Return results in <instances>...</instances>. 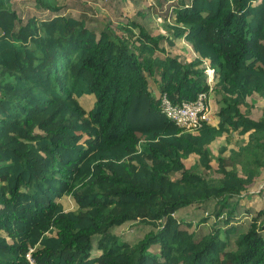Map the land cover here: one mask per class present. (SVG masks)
I'll use <instances>...</instances> for the list:
<instances>
[{
    "label": "trees",
    "instance_id": "trees-1",
    "mask_svg": "<svg viewBox=\"0 0 264 264\" xmlns=\"http://www.w3.org/2000/svg\"><path fill=\"white\" fill-rule=\"evenodd\" d=\"M138 1L0 0V264H264V0ZM208 67L217 122L184 131L159 95Z\"/></svg>",
    "mask_w": 264,
    "mask_h": 264
},
{
    "label": "built area",
    "instance_id": "built-area-1",
    "mask_svg": "<svg viewBox=\"0 0 264 264\" xmlns=\"http://www.w3.org/2000/svg\"><path fill=\"white\" fill-rule=\"evenodd\" d=\"M207 73L208 90L198 93L192 101L174 104L166 94L159 95L161 112L184 131H196L203 124L214 125L217 122L215 109H213L211 103L214 94V72L211 68H208ZM247 191L250 192L251 189ZM32 251L33 249H29L25 255L26 259L28 264H37L32 257Z\"/></svg>",
    "mask_w": 264,
    "mask_h": 264
},
{
    "label": "rangeland",
    "instance_id": "rangeland-1",
    "mask_svg": "<svg viewBox=\"0 0 264 264\" xmlns=\"http://www.w3.org/2000/svg\"><path fill=\"white\" fill-rule=\"evenodd\" d=\"M138 2L141 5L143 4V0H139ZM147 2H149L150 4L157 3L156 0H147ZM89 10H90V7H85V11L82 12L88 18H94V17H96L97 14H105L104 10H102L96 6L93 8V10L95 11V14H93ZM134 10H135L134 3L130 2V1L128 2V4L124 8H122V11L127 15H132L134 13ZM153 19H156V15L153 16ZM99 23L101 25H103L104 21L100 20ZM160 26H161L160 28H162V30L166 29L167 32H169L168 29L164 25H160ZM157 32H158V29L155 28L154 34H156ZM178 46L182 47L183 43L181 41L178 42ZM254 47L259 48L260 50H262L264 48L263 45L257 44L256 42H254ZM149 83H150L151 88H155V85L151 79H149ZM79 102L86 110H88L89 108H91V106L94 102V95H84V96L79 98ZM211 103H212V98H211ZM212 107H213V105H212ZM260 107L264 109V100H262L260 102ZM237 142H238V138L235 136H231L229 138L221 137V138L217 139L215 142H213L210 145V148H211L212 153L216 154L217 148L220 145H225V146H227V148H235L237 145ZM224 154L227 155V152H225ZM194 161H195L194 157H189L188 159L185 160V163L187 165H190V164L194 163ZM249 189H251L250 192L247 191V192L242 194V199H241L242 204H247V203L248 204H254L256 206V208H260L264 204V168L261 169L260 176L258 178H256L255 183ZM61 202H62V204L66 210H75L76 209V205H75L72 197H70V196H64L61 199ZM208 229H209L208 225L206 227H204L205 231H207Z\"/></svg>",
    "mask_w": 264,
    "mask_h": 264
},
{
    "label": "clouds",
    "instance_id": "clouds-1",
    "mask_svg": "<svg viewBox=\"0 0 264 264\" xmlns=\"http://www.w3.org/2000/svg\"><path fill=\"white\" fill-rule=\"evenodd\" d=\"M208 68H210V67H208ZM208 68H207V69H208ZM211 69H212V68H211ZM212 70H213V69H212ZM213 72H214V71H213ZM207 74H208V73H207ZM207 78H208V76H207Z\"/></svg>",
    "mask_w": 264,
    "mask_h": 264
},
{
    "label": "crops",
    "instance_id": "crops-1",
    "mask_svg": "<svg viewBox=\"0 0 264 264\" xmlns=\"http://www.w3.org/2000/svg\"><path fill=\"white\" fill-rule=\"evenodd\" d=\"M155 92L157 93L156 89H155ZM216 117V116H215ZM217 119V118H216Z\"/></svg>",
    "mask_w": 264,
    "mask_h": 264
}]
</instances>
